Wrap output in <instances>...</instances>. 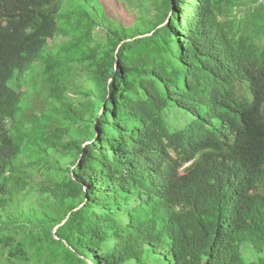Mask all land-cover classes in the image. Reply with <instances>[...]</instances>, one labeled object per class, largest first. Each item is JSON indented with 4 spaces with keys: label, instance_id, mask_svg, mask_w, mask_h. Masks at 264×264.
<instances>
[{
    "label": "trees",
    "instance_id": "1",
    "mask_svg": "<svg viewBox=\"0 0 264 264\" xmlns=\"http://www.w3.org/2000/svg\"><path fill=\"white\" fill-rule=\"evenodd\" d=\"M171 5L0 0V264L264 263V0Z\"/></svg>",
    "mask_w": 264,
    "mask_h": 264
},
{
    "label": "rangeland",
    "instance_id": "2",
    "mask_svg": "<svg viewBox=\"0 0 264 264\" xmlns=\"http://www.w3.org/2000/svg\"><path fill=\"white\" fill-rule=\"evenodd\" d=\"M128 3L129 0H100V5L104 11V14L112 18L115 23H118L122 26L132 25L137 17V13L128 6ZM62 25H63V19H57L58 32ZM169 28H171V26H169ZM58 32L55 34L54 37L60 36ZM95 34L99 36L102 35V32L96 29ZM58 41L61 42L62 37H59ZM171 44L172 43H170V46L172 47L173 45ZM172 51H175L174 48H172ZM45 52H46V47L42 49L40 60L37 62H43V59L45 58L44 56ZM40 78H41V74L39 67L37 66L36 62H32L27 67V69L21 71V73H19V71L17 70H14L13 76L7 81V85L13 87L14 90L20 89L21 91H24L23 100H22L23 106L26 103V94H28L27 98H28L29 107L27 108V110L32 111V106L37 108L41 107L42 100H40V96L38 94H33V90L38 88V80ZM39 176L41 175L38 174L36 177H34V179L36 181L39 180ZM20 205L22 207V204Z\"/></svg>",
    "mask_w": 264,
    "mask_h": 264
},
{
    "label": "clouds",
    "instance_id": "3",
    "mask_svg": "<svg viewBox=\"0 0 264 264\" xmlns=\"http://www.w3.org/2000/svg\"><path fill=\"white\" fill-rule=\"evenodd\" d=\"M171 6L174 7L173 0H172V5ZM172 15H173V8L169 10L168 7H167L166 8V11H165V14H164V17L161 19V22H160L159 26H163V27L164 26H168V27L169 26H172ZM258 107H264V99H262L261 105H259ZM162 169H163V172H166V170H165L164 167H161L160 170H162ZM165 176H166V179H169L170 178V182H171V176L172 175L166 174ZM80 204L81 203H79L78 205H80ZM87 261H88V264H91V261L89 259Z\"/></svg>",
    "mask_w": 264,
    "mask_h": 264
}]
</instances>
